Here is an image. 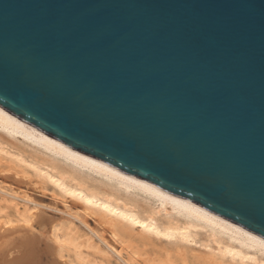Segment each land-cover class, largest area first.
Segmentation results:
<instances>
[{
  "label": "water",
  "instance_id": "obj_1",
  "mask_svg": "<svg viewBox=\"0 0 264 264\" xmlns=\"http://www.w3.org/2000/svg\"><path fill=\"white\" fill-rule=\"evenodd\" d=\"M0 107L264 238V0H0Z\"/></svg>",
  "mask_w": 264,
  "mask_h": 264
},
{
  "label": "bare ground",
  "instance_id": "obj_2",
  "mask_svg": "<svg viewBox=\"0 0 264 264\" xmlns=\"http://www.w3.org/2000/svg\"><path fill=\"white\" fill-rule=\"evenodd\" d=\"M0 159L27 181L20 184L18 176L19 184L0 183L3 264H75L65 254L74 251L83 260L81 245L126 264H149L151 258L136 248L154 246L164 256L175 249L194 264H264L263 237L68 146L1 107ZM31 178L53 188L63 198L62 209L35 199ZM78 223L95 237L81 234Z\"/></svg>",
  "mask_w": 264,
  "mask_h": 264
},
{
  "label": "rangeland",
  "instance_id": "obj_3",
  "mask_svg": "<svg viewBox=\"0 0 264 264\" xmlns=\"http://www.w3.org/2000/svg\"><path fill=\"white\" fill-rule=\"evenodd\" d=\"M0 161H1L0 162V183H12V181L18 183V180H16V179H19V178H20L19 179L20 184H22V181L25 182V183L27 182L25 180H21V176L20 175H18V176H20L19 178H18V176L16 178L15 173H17V170L12 169L13 168V165L12 164L7 163L5 160H1L0 159ZM14 176H15V178H14ZM31 180L32 181H30L31 183L29 182L30 183L29 185H31V186L33 185V187H32L33 189H30V194H32V196L35 199L37 198V200H39L41 202H44L46 204H56L57 203L56 205L60 209H62V204L61 203L63 201V198H61V196L58 195L57 192H55V190L53 188H51L50 186H44V184H42L36 178L35 179L34 178L33 179L31 178ZM23 185H25V184H23ZM38 185H40V187ZM40 188H41V190H40ZM55 193H56L57 196L55 195ZM6 212H9L11 214L12 210L11 209H6ZM56 213L57 214H55V212H54L52 214L53 215H59L58 212H56ZM11 217H13L12 214H11ZM89 222H90V225L93 228H95L96 230H98V231H101L102 230L101 229L102 227L99 224L95 223V221L93 219H89ZM80 225L81 224L78 223V226L80 227L79 229H80V233L81 234H83V235L85 233L87 235H91L92 234L89 229L83 227L82 225L80 226ZM92 236H93V234H92ZM93 237H95V236H93ZM108 237H110V236L108 235ZM96 238H94L95 241H98L100 243V241L98 240V238L97 239ZM136 249L140 253H142V255H143L142 258H151V262L149 264H185L186 262H187V264H194L190 260L189 257H187L188 259L185 260V262H184V260H181L182 259V257L180 258L181 255H178V252L175 249H172V251L170 252V256L169 255L168 256H164L165 254H162L161 255V253H159L160 252V247L159 246H154L152 248H150V247H148V248L138 247ZM80 252L82 254V258H84L83 260L77 258V256H76V254H75L74 251H69L67 253L65 252L66 254L65 253L64 254H65L66 257H68L67 258L68 260H73V261L76 260L77 262L75 264H126L122 260L120 261V259L118 257H116L115 255H113L111 253L108 254V256L106 257L103 254L98 253L95 250L88 249L85 245H81ZM68 253H70V254H68ZM175 253H176V255H175ZM69 255H70V257H69ZM167 257H169V258H167ZM107 259H110L111 261L108 262ZM0 264H3V262H0ZM130 264H137V263L136 262H132Z\"/></svg>",
  "mask_w": 264,
  "mask_h": 264
}]
</instances>
